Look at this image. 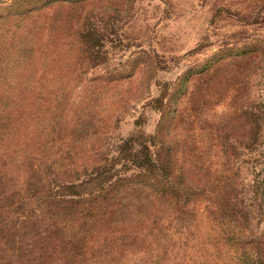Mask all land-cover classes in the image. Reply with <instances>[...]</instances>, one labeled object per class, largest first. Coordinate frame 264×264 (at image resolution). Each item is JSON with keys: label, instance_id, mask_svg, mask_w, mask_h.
I'll list each match as a JSON object with an SVG mask.
<instances>
[{"label": "trees", "instance_id": "16d2710c", "mask_svg": "<svg viewBox=\"0 0 264 264\" xmlns=\"http://www.w3.org/2000/svg\"><path fill=\"white\" fill-rule=\"evenodd\" d=\"M92 3L52 0L0 19V264H31V240L64 264H264V237L252 231L264 178L255 172L244 187L236 166L243 151L264 160V112L232 97L220 121L205 117L236 59L202 68L191 88L189 72L166 102L151 99L153 134L113 140L122 79L88 78L104 63L109 25Z\"/></svg>", "mask_w": 264, "mask_h": 264}, {"label": "rangeland", "instance_id": "374dc122", "mask_svg": "<svg viewBox=\"0 0 264 264\" xmlns=\"http://www.w3.org/2000/svg\"><path fill=\"white\" fill-rule=\"evenodd\" d=\"M50 1L0 0V19ZM90 8L96 14L93 17L109 25L103 37L104 63L90 70L88 78L122 79L121 87L115 89L124 102L113 140L153 134L160 114L151 99L161 96L166 102L189 72L191 88L199 70L210 65L218 68L232 59L237 61L233 74L228 75L231 68L221 71L216 84L221 98L205 115L210 126L230 110L232 97L236 106L247 98L251 112H264V0H93ZM261 126L264 135V122ZM241 156L243 162L237 161L236 166L244 187L252 184L255 172L264 178V160L257 151H243ZM206 158L217 162L218 152L210 150ZM197 210L204 227H209L210 201H199ZM252 231L264 237V217ZM35 242L29 243L31 264H64L58 250ZM175 259L176 264L183 260Z\"/></svg>", "mask_w": 264, "mask_h": 264}]
</instances>
